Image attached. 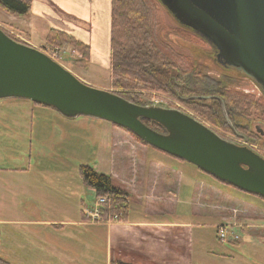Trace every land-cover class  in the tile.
Listing matches in <instances>:
<instances>
[{
    "label": "rangeland",
    "instance_id": "rangeland-1",
    "mask_svg": "<svg viewBox=\"0 0 264 264\" xmlns=\"http://www.w3.org/2000/svg\"><path fill=\"white\" fill-rule=\"evenodd\" d=\"M159 11L164 28L179 30L181 23L170 16L164 6H160ZM8 17L16 16L0 8V28L18 42L28 44L8 25L15 24ZM41 33L35 32L34 38L40 40ZM171 37L177 49L198 61L199 66L189 77L172 83L176 96L147 92L150 97L144 100V106L181 110L224 139L247 146L258 154L264 153V115L256 111L244 115L227 101L229 94L236 93L262 99L261 87L243 71L223 67L217 60L216 48L201 35ZM44 45L37 49L80 76L83 82L118 92L113 88L109 68L92 65L89 69L90 58L87 60L83 48L72 42L61 47L45 48ZM184 90L189 91L188 94L183 93ZM200 97L202 99L197 100ZM204 105L219 122H213L208 113L200 111ZM125 138L134 144H143L125 129L105 120L90 116L70 119L54 108L30 100L0 99V221H6L0 223V248H3L0 255L12 264H104L103 245L89 249L86 246L89 242L92 244L87 238L89 229L86 231L77 223L69 222L83 219L91 207L95 211L100 198L86 190L80 168L91 166L98 171L107 158L112 164L119 159L120 149L130 148L129 144L125 145L127 142H121ZM146 156L172 164L177 170V182H181L177 183V188L181 186L184 200L198 190L211 193L214 206L208 213L210 218L204 221L208 228L203 239L213 252L227 254L228 259H220L218 264H264L262 198L223 184L195 165L153 147H149ZM111 177L113 184L128 192L131 198L128 180L122 182L118 175ZM223 212H227L230 220L219 219ZM188 214L189 210L179 212L182 217ZM249 224L259 227L250 229ZM222 230L226 233L223 239Z\"/></svg>",
    "mask_w": 264,
    "mask_h": 264
},
{
    "label": "water",
    "instance_id": "water-1",
    "mask_svg": "<svg viewBox=\"0 0 264 264\" xmlns=\"http://www.w3.org/2000/svg\"><path fill=\"white\" fill-rule=\"evenodd\" d=\"M160 1L176 20L217 49L220 64L243 71L264 92V0ZM9 98L54 108L70 119L90 116L108 121L221 182L264 198V157L253 149L224 139L181 110L137 105L91 86L0 28V99Z\"/></svg>",
    "mask_w": 264,
    "mask_h": 264
},
{
    "label": "crops",
    "instance_id": "crops-1",
    "mask_svg": "<svg viewBox=\"0 0 264 264\" xmlns=\"http://www.w3.org/2000/svg\"><path fill=\"white\" fill-rule=\"evenodd\" d=\"M8 18L15 23L8 25L29 45L42 47L50 31H61L89 46V69L96 65L111 70V0H32L31 12L24 20ZM39 31H42L41 39L36 40L34 33ZM79 79L82 80L81 77ZM119 133V137L123 136ZM121 142H127L125 145L129 144L130 148L120 149L119 159L112 164L108 158L103 160L98 171L118 175L122 182L128 180L131 191L128 218L125 221L95 220L91 216L94 209H87L83 219L69 222L72 225L77 223L86 231L89 229L87 238L92 240V244L86 241V246L96 249L103 245L104 264L114 261L130 264H218V260L226 259L227 254L213 252L203 239L208 228L204 221L210 218L214 206L211 193L198 190L184 200L181 186L177 188V183L181 182H177V170L172 164L150 160L146 156L152 147L150 145H137L127 138ZM86 190L96 193L89 188ZM184 210H189L186 217L179 215ZM219 219L230 220L227 212H223ZM255 226L249 224L250 229ZM0 258L11 263L5 256L0 255Z\"/></svg>",
    "mask_w": 264,
    "mask_h": 264
},
{
    "label": "trees",
    "instance_id": "trees-1",
    "mask_svg": "<svg viewBox=\"0 0 264 264\" xmlns=\"http://www.w3.org/2000/svg\"><path fill=\"white\" fill-rule=\"evenodd\" d=\"M111 2V71L113 88L118 91L116 94L131 103L143 106L144 100L150 97L147 92H161L176 96L171 89L172 83L189 77L196 71L199 63L177 49L171 36L190 34L198 37V34L181 24L176 31L169 27L164 28L160 21L159 7H163L160 0H111ZM31 6L32 0H0V8L19 18L27 17L31 12ZM168 13L174 17L169 11ZM7 35L16 40L9 33ZM68 42L83 48L88 60L89 46L61 31H50L44 46L45 48L61 47ZM184 91L182 92L185 94L189 92ZM236 94L233 96L229 94L227 98L228 103L236 111L244 115L252 111L264 115V95L262 99H254L251 95ZM200 111L208 113L213 122H219L205 105L200 107ZM146 124L159 132H164L162 127L152 121H146ZM259 153L264 157L263 152ZM80 175L87 188L95 190L98 197L107 198V202L102 206V212L107 215V219L127 220L130 206L128 192L115 186L110 175L99 172L91 166H82ZM0 264L10 263L0 258ZM112 264L130 263L114 261Z\"/></svg>",
    "mask_w": 264,
    "mask_h": 264
},
{
    "label": "built area",
    "instance_id": "built-area-1",
    "mask_svg": "<svg viewBox=\"0 0 264 264\" xmlns=\"http://www.w3.org/2000/svg\"><path fill=\"white\" fill-rule=\"evenodd\" d=\"M53 59V58H52ZM107 202V198L106 197H100L96 210L92 212L91 216L95 219V220H106L107 219V215L104 214L102 212V206ZM221 238H225L226 233L222 230L221 234H220Z\"/></svg>",
    "mask_w": 264,
    "mask_h": 264
},
{
    "label": "flooded vegetation",
    "instance_id": "flooded-vegetation-1",
    "mask_svg": "<svg viewBox=\"0 0 264 264\" xmlns=\"http://www.w3.org/2000/svg\"><path fill=\"white\" fill-rule=\"evenodd\" d=\"M216 52H217V49H216ZM222 65V64H221ZM223 67H225V68H227V69H235V70H238V71H240V72H242L241 70H239V69H237V68H234V67H226V66H224V65H222ZM263 134V133H262Z\"/></svg>",
    "mask_w": 264,
    "mask_h": 264
}]
</instances>
